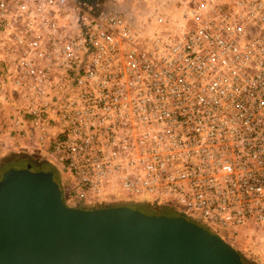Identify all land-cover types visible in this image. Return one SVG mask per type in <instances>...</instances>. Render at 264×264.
Wrapping results in <instances>:
<instances>
[{
    "label": "built area",
    "instance_id": "1",
    "mask_svg": "<svg viewBox=\"0 0 264 264\" xmlns=\"http://www.w3.org/2000/svg\"><path fill=\"white\" fill-rule=\"evenodd\" d=\"M95 6L0 0V143L70 207H171L264 264V0H188L144 44Z\"/></svg>",
    "mask_w": 264,
    "mask_h": 264
},
{
    "label": "water",
    "instance_id": "2",
    "mask_svg": "<svg viewBox=\"0 0 264 264\" xmlns=\"http://www.w3.org/2000/svg\"><path fill=\"white\" fill-rule=\"evenodd\" d=\"M43 163H11L0 179V264H248L210 228L171 207L159 214L70 207L60 174Z\"/></svg>",
    "mask_w": 264,
    "mask_h": 264
},
{
    "label": "crops",
    "instance_id": "3",
    "mask_svg": "<svg viewBox=\"0 0 264 264\" xmlns=\"http://www.w3.org/2000/svg\"><path fill=\"white\" fill-rule=\"evenodd\" d=\"M90 8L100 5L99 11L115 12L130 15V23L138 34V42L144 44L154 33L160 31L158 24L160 18L170 24L181 21V12L188 0H83ZM95 6V7H94ZM21 145V146H20ZM26 146V147H25ZM31 149L29 143H0V175L10 169V164L2 168L1 163L7 157L19 154V151ZM27 151V150H26ZM22 155V154H21ZM25 156V155H24ZM27 157V156H26ZM30 161L38 164L44 163L28 157ZM26 161V160H25ZM25 161H15L12 163H25ZM37 161V162H36ZM27 163V162H26Z\"/></svg>",
    "mask_w": 264,
    "mask_h": 264
},
{
    "label": "trees",
    "instance_id": "4",
    "mask_svg": "<svg viewBox=\"0 0 264 264\" xmlns=\"http://www.w3.org/2000/svg\"><path fill=\"white\" fill-rule=\"evenodd\" d=\"M13 157L11 158V156L10 157H7V158H9L10 159V162L12 163V162H15V161H28L29 159H28V157H26V156H24V155H21V154H14V155H12ZM13 158H16V159H18V160H15V159H13ZM8 159V160H9ZM30 162V161H29ZM41 162L43 163V160H41ZM28 163V162H27ZM35 165H36V163H35ZM37 166H38V164H37ZM123 202H126V201H123ZM131 203H134V204H136L137 206L136 207H142L143 209H145L146 211H153V212H158V211H161V210H163L164 209V207L163 206H160V205H157V204H155V203H151V202H144V203H140V202H136V201H130ZM118 203H121V202H118ZM253 258V257H252Z\"/></svg>",
    "mask_w": 264,
    "mask_h": 264
},
{
    "label": "rangeland",
    "instance_id": "5",
    "mask_svg": "<svg viewBox=\"0 0 264 264\" xmlns=\"http://www.w3.org/2000/svg\"><path fill=\"white\" fill-rule=\"evenodd\" d=\"M9 157H10V156H9ZM12 157H13V156H11V158H12ZM8 159H9V158H6L5 160H3L2 163H1V166H2L3 163H4V164H5V163H6V164H9V163H10V159H9V160H8ZM13 159L18 160V159H16V158H13ZM29 161H30V160L25 161V162H29ZM34 167L36 168L37 165H34ZM0 179H1V177H0ZM121 203L126 204V206L136 207V206H134V205H136V204L131 203L129 200L126 201V202H121ZM112 205H117V203H116V204H112ZM144 210H145V209H144ZM145 212L148 213V214H159L160 212H162V210H161V211H158V212L146 211V210H145ZM255 249H256L257 251H261V252L264 253V238H263V237H261V236L257 237L256 244H255ZM248 264H250V263H248Z\"/></svg>",
    "mask_w": 264,
    "mask_h": 264
},
{
    "label": "flooded vegetation",
    "instance_id": "6",
    "mask_svg": "<svg viewBox=\"0 0 264 264\" xmlns=\"http://www.w3.org/2000/svg\"><path fill=\"white\" fill-rule=\"evenodd\" d=\"M5 166L7 167L8 165L6 163L5 164L3 163L2 168H4ZM6 171H8V170H6ZM6 171L0 175L1 178L4 176V173H6ZM117 205L126 206V204H124V203H117ZM134 206H137V205H134ZM244 258H245L246 262H248L250 264H259L258 260L254 257L252 258L250 256H244Z\"/></svg>",
    "mask_w": 264,
    "mask_h": 264
}]
</instances>
